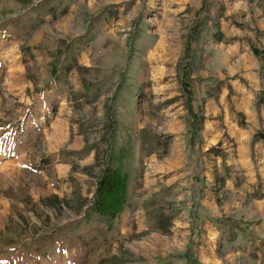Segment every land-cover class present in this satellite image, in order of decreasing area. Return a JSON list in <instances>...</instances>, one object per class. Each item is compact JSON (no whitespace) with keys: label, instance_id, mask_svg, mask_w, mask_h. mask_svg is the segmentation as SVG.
I'll return each mask as SVG.
<instances>
[{"label":"rangeland","instance_id":"rangeland-1","mask_svg":"<svg viewBox=\"0 0 264 264\" xmlns=\"http://www.w3.org/2000/svg\"><path fill=\"white\" fill-rule=\"evenodd\" d=\"M0 264H264V0H0Z\"/></svg>","mask_w":264,"mask_h":264},{"label":"trees","instance_id":"trees-1","mask_svg":"<svg viewBox=\"0 0 264 264\" xmlns=\"http://www.w3.org/2000/svg\"><path fill=\"white\" fill-rule=\"evenodd\" d=\"M128 177L119 169L107 166L98 179L93 208L102 222L107 223L108 229L117 219L126 203V187Z\"/></svg>","mask_w":264,"mask_h":264}]
</instances>
